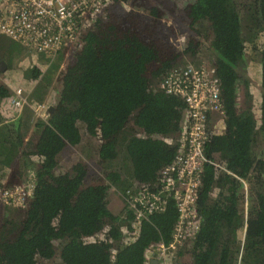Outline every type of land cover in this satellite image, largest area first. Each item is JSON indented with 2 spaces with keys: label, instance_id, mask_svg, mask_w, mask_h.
Here are the masks:
<instances>
[{
  "label": "trees",
  "instance_id": "16d2710c",
  "mask_svg": "<svg viewBox=\"0 0 264 264\" xmlns=\"http://www.w3.org/2000/svg\"><path fill=\"white\" fill-rule=\"evenodd\" d=\"M170 18L187 27L182 48L172 43ZM202 50L209 51L220 82L224 124L208 129L203 146L208 161L196 202L200 228L190 245L175 251H188L190 264H264V156L253 152L257 133L264 135V0H109L61 72L57 99L44 102L33 89V102L54 109L36 120L32 138L23 127L16 136L0 127V176L19 158L22 173L31 166L36 179L24 208L0 205V264L56 256L62 264H146L149 249L173 240V200L162 212L136 219L127 208L112 213L109 195L113 189L126 194L133 181L157 185L174 157L185 103L156 87L170 70L200 64ZM64 53L40 58L45 74L41 62L6 70V77L0 71V101L12 87L31 90L43 78L46 90ZM253 55L258 61L247 62ZM253 78L258 120L251 106L237 104L240 83L248 88ZM82 132L99 142L101 171L79 161L56 173L60 155L80 144ZM241 180L248 183L246 216Z\"/></svg>",
  "mask_w": 264,
  "mask_h": 264
},
{
  "label": "built area",
  "instance_id": "2783aa9c",
  "mask_svg": "<svg viewBox=\"0 0 264 264\" xmlns=\"http://www.w3.org/2000/svg\"><path fill=\"white\" fill-rule=\"evenodd\" d=\"M109 0H0V35L23 46L34 57L53 56L61 50L81 46V36L99 19ZM166 94L183 98L185 108L180 131L173 142L176 151L172 161L159 172L154 189L133 181L123 198L126 208L136 219L162 212L168 199L175 202L178 220L173 240L157 244L145 255V263L152 259L164 264L182 243L191 240L200 228L201 218L196 202L201 185L203 165L208 160L203 146L208 132L224 124V110L220 98V82L206 63H186L162 76L156 87ZM21 86L10 89L0 101V117L6 127L14 130L25 106L34 110L40 119L48 117L42 103L30 104L29 92ZM215 120L220 121L217 124ZM209 129V131H208ZM35 173L29 171L27 180L8 185L0 177V205L22 208L35 187Z\"/></svg>",
  "mask_w": 264,
  "mask_h": 264
},
{
  "label": "rangeland",
  "instance_id": "374dc122",
  "mask_svg": "<svg viewBox=\"0 0 264 264\" xmlns=\"http://www.w3.org/2000/svg\"><path fill=\"white\" fill-rule=\"evenodd\" d=\"M175 1L181 4L186 0H175ZM154 3L156 2L154 1ZM169 24L173 26V28L176 29V33L172 37V43L177 44L178 48H182L187 43V39H188L187 27L183 23H179L174 18H170L166 21V25H169ZM8 41L15 45L14 48L8 46L9 45ZM63 51H65V53H64V57L61 62V65L59 66L58 70L55 73H53L50 84L48 88H46V90H45V87L42 86L43 84L47 82L46 78H43V80L41 79L42 81L40 80L41 82L39 81L36 84L35 86L36 88L34 87L31 90L23 87L25 88L24 90L26 92H29V100L31 99V94H32L33 89L35 90L37 89L38 94L42 92L40 95L43 96L42 100H44V102H46L49 97L52 100L57 99L59 91L61 89V80H60L61 72L65 70V66L67 65L69 58L75 53V50L73 48L65 49ZM208 53H209L208 50H202V53L199 55V57L203 60L201 62L206 63V65H208L209 67V70L213 71L212 67L210 66L211 57L208 56ZM41 57L42 55L38 56L37 58L34 57L32 54H30L27 51L25 47L18 45L17 43L13 42L11 39H9L6 36L0 35V71L3 72L2 73L3 77L4 76L6 77V74L4 73L6 72V70L20 71L22 70V68L35 66L37 64H40V62H41L40 66L43 68V70H45L44 71V74H45L47 71V67L46 65H43L44 64L43 61L40 60ZM253 57L258 58V56L253 55L252 57L251 56L246 57V61L247 62L258 61L257 58H253ZM249 67H250L249 72H251L252 66L249 65ZM44 90H45V93H44ZM259 91L260 90L258 88V84L255 79L253 80L251 85H249L248 88H245L243 84L240 83L238 87V91H237L238 107L242 109H246L251 106V110L254 113L257 120L259 119V113L256 110V107H254V104H255L254 96H255V93ZM245 92H246V96H245ZM33 101L35 100H32V99L30 100L31 105L33 104ZM42 102L43 101H41V103ZM23 116H24L23 119H25V126H23L21 132L24 134L25 138L31 139L32 134L34 133L33 131L34 123L36 122L37 119H40V117H38V115L35 114L34 110L28 106L24 107ZM215 122H217V124L221 123L218 120H215ZM79 127L81 128V126ZM220 128H221V124L216 125V127H214V130H217V129L219 130ZM98 143L99 142L96 138L89 137L88 135L82 132V141L80 142V144H78L75 147L66 149L60 155L59 160H58V167L55 170V172L56 173L68 172L71 169L72 165H74L75 163L79 161L92 165V167L97 168V170L100 172L101 166L100 164L97 163V152H96ZM253 152L260 157L264 156V135L261 134V132H258L256 135L255 142L253 143ZM20 163H21V159L17 158V166L15 165L13 167V170H17L18 172L6 176L5 180L7 183L11 181L13 183H17L19 181H22V179L26 176L25 174L23 178L16 177V176H19L22 172V167ZM12 176L16 178L14 180H11L10 178H14ZM241 183H242L241 190H242V195H243V203L241 205V210L243 214L246 216L247 211H248V183L245 180H241ZM126 206L127 204H126L125 198H123V193L117 189L116 190L113 189L110 192L109 202H108V207L111 210V212L114 214H119L122 212L123 209H126ZM185 244L187 246L188 243H185ZM183 250H187V248ZM178 251L177 252L174 251L172 255L169 256V259L166 260L164 264H190L191 263V259L188 254V251L182 254H178ZM38 263L39 264H62L58 256L52 258L51 260H39Z\"/></svg>",
  "mask_w": 264,
  "mask_h": 264
},
{
  "label": "flooded vegetation",
  "instance_id": "af4514ba",
  "mask_svg": "<svg viewBox=\"0 0 264 264\" xmlns=\"http://www.w3.org/2000/svg\"><path fill=\"white\" fill-rule=\"evenodd\" d=\"M21 130V129H20ZM15 131H16V129H14V130H11V129H9V132H10V134L11 135H13V136H16L17 134L15 133ZM22 133V132H21ZM0 158H2V157H0ZM0 162H1V160H0ZM34 171V173H35V170L33 169V167H28L27 169H26V171L25 172H21V174L19 175V176H16V177H24V175L26 174V176L22 179V181H19V182H17V183H13L12 181L11 182H9L8 183V185H13V184H20V183H23V182H25L26 180H27V177H28V173H29V171ZM18 171L17 170H13V168H11L10 170H8L7 171V173H8V175H10V174H13V173H17ZM1 177V176H0ZM12 177H14V176H12ZM16 177H14V178H10L11 180H14ZM1 178H3V179H5V177H1ZM36 180V179H35ZM170 200H172V199H170ZM175 203V202H174ZM26 205V204H25ZM25 207V206H24ZM24 207H22V208H24ZM183 244V243H182ZM179 246H181V245H179Z\"/></svg>",
  "mask_w": 264,
  "mask_h": 264
},
{
  "label": "crops",
  "instance_id": "0c3cea01",
  "mask_svg": "<svg viewBox=\"0 0 264 264\" xmlns=\"http://www.w3.org/2000/svg\"><path fill=\"white\" fill-rule=\"evenodd\" d=\"M24 116L22 115L18 120L17 123L15 124V126L13 127V129H16L15 133L17 134L18 132H20V129L23 127L22 124H25V119H23ZM6 125V124H5ZM3 123H0V127L3 128L4 130H6L7 132H9V128L6 127ZM1 160V158H0Z\"/></svg>",
  "mask_w": 264,
  "mask_h": 264
},
{
  "label": "water",
  "instance_id": "95a60500",
  "mask_svg": "<svg viewBox=\"0 0 264 264\" xmlns=\"http://www.w3.org/2000/svg\"><path fill=\"white\" fill-rule=\"evenodd\" d=\"M53 109H54L53 106H51V107L48 108V115H49L50 113H52ZM150 264H157V260H156V259H152V260L150 261Z\"/></svg>",
  "mask_w": 264,
  "mask_h": 264
}]
</instances>
